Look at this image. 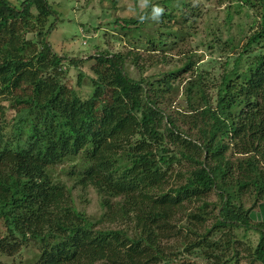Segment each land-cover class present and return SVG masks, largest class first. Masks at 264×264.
<instances>
[{
    "label": "trees",
    "instance_id": "16d2710c",
    "mask_svg": "<svg viewBox=\"0 0 264 264\" xmlns=\"http://www.w3.org/2000/svg\"><path fill=\"white\" fill-rule=\"evenodd\" d=\"M227 1L221 25L223 0H99L132 15L85 11L83 58L55 46V0H0V264H264V0ZM152 5L174 34L112 52Z\"/></svg>",
    "mask_w": 264,
    "mask_h": 264
},
{
    "label": "rangeland",
    "instance_id": "374dc122",
    "mask_svg": "<svg viewBox=\"0 0 264 264\" xmlns=\"http://www.w3.org/2000/svg\"><path fill=\"white\" fill-rule=\"evenodd\" d=\"M98 1H94L93 3H91L90 7L92 8L89 9V8H84L86 4L85 0H55V2L58 3V5L55 8L57 9V13L61 14V20L58 23L55 32L53 33V38L55 39L54 41L55 46H57V49L60 53H68L72 55L73 53H76V49H78L81 51L80 55H83L82 56L83 58H87V55H89V57L93 55V50L91 49V47L93 46L96 40L95 38L96 33H94V35L87 33L86 35V33H84V30H82L83 28L79 26L81 23H85L89 19V17L85 15V11L89 12L91 10V14L97 17H100L101 15L105 14L107 15L106 19L109 21L115 20L118 17H129L130 15H132L130 11L123 9L119 10V12L115 10L104 11L101 8L107 6V2H103L102 6L99 7ZM219 1L221 2L222 0ZM195 2H198L196 3L198 5L201 3H205V4H210L212 7L213 6L215 7V5L218 3V0H195ZM222 3L223 4L220 6V8H216L214 13V15L217 13L218 21L221 22V25H223L222 22L223 13L220 10H225V7H228L230 2L227 0H223ZM206 10L207 7H205L204 10H202V12L205 13ZM236 17L237 16H235L234 18ZM100 20L105 22V18H103V16ZM142 24L146 25V29L139 31V33L135 32V36L130 43H128L127 41L126 42L123 41L122 44L119 41L113 42V40H111L110 38H111V34L113 35L114 33H110L107 31V33L105 34V41H109V43L106 46L110 47L112 52H116L118 50L121 51L123 49H134V48L140 49L142 51V50H146L147 49L146 47L149 45L147 44V40L148 37L152 36L151 31L157 29L158 33L159 34L161 33L164 37H167V33L174 34L171 29L162 28V26H160L158 22L152 21L151 19H147L146 21L142 22ZM198 27H199V31H201L204 29L205 26L204 24L203 25L201 24L198 25ZM235 31L236 30H234V32ZM86 37H92V38H89L90 41L88 47L83 48L82 46L84 45V40H86ZM172 38L173 36H168V38L166 39L169 42ZM171 68L172 67L169 64H165L162 66H155L153 69L150 70L149 73L153 76L154 79L159 74L163 76L164 73ZM126 72L127 74L133 76L134 78L138 77V73L136 69L130 65H126ZM76 77H77V73L74 70H70L69 78L71 83L74 85H75ZM184 87L185 86L182 85L180 87L181 90ZM92 89L93 88L90 86L89 80L87 79L84 80L82 85V96L84 97L85 95H89ZM183 97L184 96L181 94L178 95V98L174 103L175 108H179L181 110L185 108V106L181 101ZM6 116L7 119H10L7 113ZM74 195L76 196L75 200L78 207L83 208L86 214L93 215L94 217H96L101 213V209L99 208V204H98V198L95 196V194L92 191H87L86 193H83L81 191L76 190L74 192ZM77 195H81V197L83 199L84 198L87 199L88 202L85 203L84 201H82L79 203L81 198H78ZM252 218L254 221H264V205H262L261 208L259 207L256 212L252 213ZM3 232L4 230L2 228V224L0 223V234L3 235ZM34 253L35 250L33 249L32 256ZM20 258L22 260L28 259L29 250L28 249L24 250Z\"/></svg>",
    "mask_w": 264,
    "mask_h": 264
},
{
    "label": "clouds",
    "instance_id": "9594fccd",
    "mask_svg": "<svg viewBox=\"0 0 264 264\" xmlns=\"http://www.w3.org/2000/svg\"><path fill=\"white\" fill-rule=\"evenodd\" d=\"M94 1H98V0H90L89 7L90 4L93 3ZM140 4L142 9H147L150 5V0H140ZM163 12L164 9L162 7L158 5H152L151 13L149 15H141L139 19L141 22H144L146 19H151L152 21L159 22L161 16L163 15Z\"/></svg>",
    "mask_w": 264,
    "mask_h": 264
}]
</instances>
